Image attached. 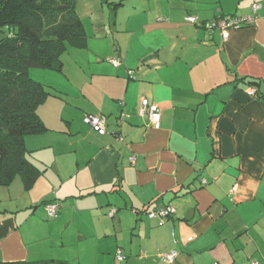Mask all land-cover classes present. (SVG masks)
<instances>
[{
	"label": "crops",
	"instance_id": "1",
	"mask_svg": "<svg viewBox=\"0 0 264 264\" xmlns=\"http://www.w3.org/2000/svg\"><path fill=\"white\" fill-rule=\"evenodd\" d=\"M137 1L123 26V0L111 1L113 16L95 0L88 23L75 0L85 38L65 49L89 52L95 67L73 92L64 72L63 90L46 86L37 113L47 130L24 139L41 174L29 189L14 179V203L0 185V264H166L170 250V264H264V0ZM254 2V21L225 39L204 26ZM141 97L159 107L158 125L139 114ZM88 113L106 116L104 134ZM52 203L63 240L33 256L31 216ZM161 205L175 208L163 222L149 217Z\"/></svg>",
	"mask_w": 264,
	"mask_h": 264
},
{
	"label": "trees",
	"instance_id": "2",
	"mask_svg": "<svg viewBox=\"0 0 264 264\" xmlns=\"http://www.w3.org/2000/svg\"><path fill=\"white\" fill-rule=\"evenodd\" d=\"M0 31V185L19 176L29 189L41 170L24 139L47 130L37 107L49 92L28 70L60 71L66 43L84 40L85 32L75 0H0Z\"/></svg>",
	"mask_w": 264,
	"mask_h": 264
},
{
	"label": "rangeland",
	"instance_id": "3",
	"mask_svg": "<svg viewBox=\"0 0 264 264\" xmlns=\"http://www.w3.org/2000/svg\"><path fill=\"white\" fill-rule=\"evenodd\" d=\"M80 1L83 2V4L85 5V8L81 10V12L82 11L88 12L87 14L81 16L83 20H85L88 23L87 20L89 19L92 13L95 17H99V12L94 13L95 9L92 6V4L97 3L95 2V0H80ZM111 1L116 2L119 0H111ZM111 1L108 0V3L111 6V14L113 16L114 15L113 2ZM123 1L125 5L128 7V10L122 9L117 15L119 16V18L123 20L122 25L125 26V18L127 16L130 17L134 15L133 3L136 0H123ZM146 2H148V0H146ZM141 3L142 0H138L134 6H137L139 10H143V8L141 7L142 6ZM79 20L81 22L80 18ZM3 31H5V28H3ZM1 32L2 31H0V36L2 35ZM120 36H122L123 38L124 35L120 34ZM62 54H63L62 57L67 58V61L65 60V65H64V61L62 63L63 70L62 68L60 70L62 72L56 70H46L45 68H40V67H30L28 70L29 75L34 80L42 84H45V86L47 85L51 86L54 80H58L59 83L55 81V86L63 90L61 88V84L65 83L64 80H62L63 77L62 75L64 72L65 75L67 77L70 76L72 80L68 88L71 92H73L75 83H81L84 80V78L89 75V66L92 65L90 67H95L93 66L94 64L90 62V59L93 60V56L89 52L86 53L83 52L84 56L79 53L73 55L69 53L68 49H65V51ZM112 56L114 55H110L109 57L100 55V57H103L104 59L107 58V60ZM15 179H20V178L19 176H17ZM1 187H5V186H1ZM15 187H16V180H13L8 187H5V191L1 193V195L3 196L2 199L3 201L5 202L11 201V203H14L17 200L16 193L13 190L15 189ZM9 189L11 192H9ZM11 215L17 216L18 220H21V218L23 217V212L21 210H18L16 212L11 213ZM39 217L44 220L43 224H39L40 223ZM31 225H32V229L36 230L33 233V236H36L34 239L35 242L32 244V247H30L29 245L32 255L37 257H49L51 256V254H57L56 247H52L51 245L53 244L58 245L59 242L63 240V238L61 239L62 233L61 230L59 229V225L56 223V218L53 219L52 216H49L46 206L43 207V211H39L38 213L33 214L31 216ZM25 226L28 227L30 226V224L26 223ZM25 226L22 224L23 228H26Z\"/></svg>",
	"mask_w": 264,
	"mask_h": 264
},
{
	"label": "built area",
	"instance_id": "4",
	"mask_svg": "<svg viewBox=\"0 0 264 264\" xmlns=\"http://www.w3.org/2000/svg\"><path fill=\"white\" fill-rule=\"evenodd\" d=\"M260 6H261L260 2H254L251 4V13L248 15L223 17L221 19L219 18L204 23V26L209 30L218 28L220 30L221 36L225 39L229 34L230 28H237L252 23L254 21V15L257 13ZM185 20L193 24L203 25V23H200L198 21L196 16H191V15L185 16ZM108 61L113 66H118L120 64V61L113 56L109 58ZM249 93L254 94L255 89L252 88L251 90H249ZM139 114L146 115L150 123L154 125H158L160 120L159 107L154 103H150L146 97H141L140 99ZM83 121L86 124H88L95 132L99 134H104L106 132V116L104 114L88 113L83 117ZM118 139H121V137L118 136ZM129 159L130 161H133V157H130ZM46 209L49 216L54 217L57 214V205L55 203L47 204ZM174 212H175V208L173 206L161 205L158 206L156 210L151 211L149 213V217L155 214V216L159 218V221L163 222L166 217L172 215ZM177 254H178L177 250H170L168 252L159 254V257L166 264H170L175 260ZM115 260L118 263L123 262L125 260V256L123 255L121 249H118L116 251ZM251 264H262V263H259L257 261H252Z\"/></svg>",
	"mask_w": 264,
	"mask_h": 264
}]
</instances>
